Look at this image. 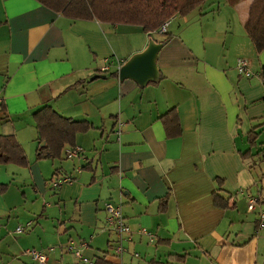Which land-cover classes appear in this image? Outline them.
<instances>
[{
  "label": "crops",
  "instance_id": "1",
  "mask_svg": "<svg viewBox=\"0 0 264 264\" xmlns=\"http://www.w3.org/2000/svg\"><path fill=\"white\" fill-rule=\"evenodd\" d=\"M252 2L204 0L159 34L0 0V135H13L29 159L0 164V264H38L28 248L47 264H87L71 241L92 264H264V51L244 27ZM166 37L157 81L119 79V61ZM239 58L252 77L238 74ZM44 105L91 124L76 137L79 156L66 158L67 146L59 158H36L31 115ZM172 108L181 132L168 138L160 117ZM65 175L72 181L51 188ZM218 185L228 208L213 203ZM249 195L259 198L253 212ZM106 202L121 205L133 231L121 259Z\"/></svg>",
  "mask_w": 264,
  "mask_h": 264
},
{
  "label": "trees",
  "instance_id": "2",
  "mask_svg": "<svg viewBox=\"0 0 264 264\" xmlns=\"http://www.w3.org/2000/svg\"><path fill=\"white\" fill-rule=\"evenodd\" d=\"M48 9L72 20L96 19L103 23L140 26L146 33L157 31L160 25L175 14L186 15L204 0H37ZM245 30L256 50L264 51V0H253ZM168 37L159 42H165ZM264 78V77H263ZM38 142L37 159L59 158L67 146H74L76 137L91 128L86 120H74L59 114L50 105H44L32 113ZM166 137H177L181 130L174 108L160 117ZM0 164L27 167L29 159L22 145L13 135H0ZM73 179V178H72ZM0 186V192L5 189ZM218 185L212 194L213 203L228 208V198ZM93 264H111L104 258H95Z\"/></svg>",
  "mask_w": 264,
  "mask_h": 264
},
{
  "label": "built area",
  "instance_id": "3",
  "mask_svg": "<svg viewBox=\"0 0 264 264\" xmlns=\"http://www.w3.org/2000/svg\"><path fill=\"white\" fill-rule=\"evenodd\" d=\"M170 22V19L163 22L160 27L158 28L159 34H165L167 32V26ZM121 66V62L119 61L117 63V67ZM109 69L108 65H104L101 67V72L107 71ZM236 70L238 74L242 77L249 78L253 76L252 71L249 68V63L243 59L239 58L236 62ZM262 82H264V78L261 79ZM83 148L79 145H74L72 147H68L65 150V157L66 158H73L77 157L81 154ZM72 181V178L70 176H60L50 181V186L53 189H57L63 184L69 183ZM239 193H243V190H240ZM248 204H247V211L253 212L256 208V205L259 201V198L257 196H248ZM105 211H106V226L116 235V244L112 248L113 256L116 258L121 259L123 256V253L125 251L124 242L132 241L133 238V231L130 228L129 224L126 221V218L123 214L122 207L120 204H113L110 202L105 203ZM30 224H27L29 226ZM16 233H22L24 231L23 226H17L15 229ZM139 233L146 235L149 237L150 240H153L152 234L146 230V228H140ZM68 249L70 251H73L75 256L79 258L81 261L87 264H92L91 260L84 256L81 252L80 248H76L74 243L71 241L68 244ZM24 255L31 258L33 261L37 262L38 264H47L48 262V256L45 252L42 250H38L35 248H28L23 251ZM137 257V254L134 255Z\"/></svg>",
  "mask_w": 264,
  "mask_h": 264
},
{
  "label": "water",
  "instance_id": "4",
  "mask_svg": "<svg viewBox=\"0 0 264 264\" xmlns=\"http://www.w3.org/2000/svg\"><path fill=\"white\" fill-rule=\"evenodd\" d=\"M163 43L164 42L150 40L143 51L133 54L123 62L118 69L119 79L123 80L130 78L136 81L140 86L157 81L159 72L156 65V57ZM95 77L104 76L95 74L91 79ZM42 145H44V142H42Z\"/></svg>",
  "mask_w": 264,
  "mask_h": 264
}]
</instances>
